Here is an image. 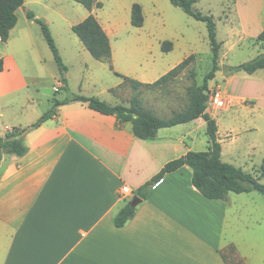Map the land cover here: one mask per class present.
I'll return each mask as SVG.
<instances>
[{
  "label": "crops",
  "instance_id": "0c3cea01",
  "mask_svg": "<svg viewBox=\"0 0 264 264\" xmlns=\"http://www.w3.org/2000/svg\"><path fill=\"white\" fill-rule=\"evenodd\" d=\"M100 1L102 7L88 9L75 0H25L17 10L18 21L10 38L7 42L0 38L4 61L0 71L1 136L14 126L34 123L54 100L67 95L63 75L56 73H61L59 67L43 76L32 73L26 63V50L44 44L42 40L47 44L40 25L28 12L50 27L68 69L67 86L74 64L65 51L71 56L83 55L79 64L87 71L94 62L72 30L90 14L109 36L112 64L120 73L152 83L179 63L162 57L176 48L173 43L171 51H162L168 36L148 31L154 40L131 48L121 47L117 41L123 31L138 30L137 41L142 42L148 15L156 27H164L166 7L159 0ZM135 3L142 6L145 16L140 27L131 22ZM222 5L226 22H237L239 27H227L218 39L220 51L224 46L233 50L247 37L256 43L264 27V0H222ZM141 52L149 56L142 60ZM125 58H133L136 65H123ZM122 81L108 89L113 102L100 98L111 104H128L119 95L122 89H117ZM63 91L66 94L56 97ZM230 97L235 110L256 102L248 94ZM208 111L218 124L222 159L226 156L225 162L234 165L244 160L247 165L250 152H244L234 139L225 146L217 113ZM172 112L161 115L155 111L159 116ZM26 143L29 150L25 155L3 154L0 162V264H231L232 244L238 256L235 264H264V222L256 218L255 191L230 192L227 200L207 198L193 185L188 165L160 178L125 226L114 224L120 208L165 164L189 151L209 148L207 123L202 117L161 128L155 138L143 140L135 135L132 123H120L116 115L74 101L61 105L57 114L31 130ZM124 185L132 189L131 195L121 194Z\"/></svg>",
  "mask_w": 264,
  "mask_h": 264
},
{
  "label": "trees",
  "instance_id": "16d2710c",
  "mask_svg": "<svg viewBox=\"0 0 264 264\" xmlns=\"http://www.w3.org/2000/svg\"><path fill=\"white\" fill-rule=\"evenodd\" d=\"M25 0H0V38L7 42L10 38L12 28L15 27L18 16L17 10L24 4ZM83 4L88 9L102 7L100 0H75ZM171 3L183 9L188 15L206 22L208 28V36L211 47L212 68L204 76L201 85L194 82L187 87L188 105L182 110L173 111L170 116H159L155 111L145 106L140 98V92L143 88L152 90L174 80L183 71L188 70L192 77L196 76L195 71L190 65L195 61V54H191L185 59L162 75L159 79L152 83L138 81L130 76L115 71L112 64V47L110 38L98 21L97 17L90 14L83 21L74 24L73 32L80 38L85 47L98 61L107 62L115 74L122 78V83L117 89H123V86L129 85L134 90V94L127 100L128 104L116 103L111 104L98 96H89L85 94L75 93L67 86V78L63 71L68 70L60 55L59 47L55 38L46 22L39 18H35L33 12H28L30 18H34L40 25L42 33L47 44L54 55V59L63 74L65 82V90L67 95L64 99L54 100V104L50 110L45 112L34 123L26 127L14 126L4 135H0V162L3 154L25 155L29 147L26 143V136L31 131L39 127L43 122L52 118L57 114L61 105L79 101L87 103L88 106L100 113L107 115H116L120 123H132L135 135L141 139L155 138L159 129L171 127L178 124L190 122L197 117H202L207 123V134L209 136V148L203 151H189L185 155L169 161L165 166L149 181L137 189L136 196L143 199L146 198L148 191L162 178L166 173L177 170L183 165H188L193 172V185L207 198L227 200L230 192L242 193L250 191H258L264 195V183L261 177L264 175V158L261 164L260 175L246 171L232 163L223 161L222 145L218 140V124L207 110V102L209 100V81L215 78L216 72L220 69L219 58L221 50V42L217 38L216 22L213 15L204 14L195 8V4L201 0H170ZM145 17L143 8L139 3H135L132 7L131 22L133 26L140 27L144 24ZM262 44L263 52L250 61L239 65L228 66L231 73L237 71H245L249 74L257 70L264 69V27L256 39ZM173 49L172 41H164L162 50L169 52ZM4 69L3 58H0V71ZM114 89V88H113ZM112 89V90H113ZM115 90V89H114ZM136 206L131 205V201L121 207L114 217V224L117 227H123L128 220L135 214ZM231 255V264H235L238 256L236 248L232 244L229 247ZM227 254L223 257L228 259ZM241 260H239L240 262Z\"/></svg>",
  "mask_w": 264,
  "mask_h": 264
},
{
  "label": "rangeland",
  "instance_id": "374dc122",
  "mask_svg": "<svg viewBox=\"0 0 264 264\" xmlns=\"http://www.w3.org/2000/svg\"><path fill=\"white\" fill-rule=\"evenodd\" d=\"M159 1L162 7H166L165 14L164 12L162 14L164 20H167L164 27H156L157 25L152 17L148 15L142 42L137 41L139 35L135 32L138 30H133L132 32L128 30L123 31L117 38V41L120 42L119 46L122 47V45H124L127 48L139 46L140 44L147 45L154 40V36L150 35L148 31H153L157 36H168V38L164 40L173 41L176 46L170 54L162 56L164 57V61L169 62L172 59V61L180 60V63L185 57L195 54V61L190 65L196 73L195 77H192L189 71L185 70L174 80L163 86L152 90L143 88L140 92V98L143 104L152 107L158 114L168 115L172 111L182 110L187 107L189 102L187 87L194 82L199 85L203 83L204 76L212 68V58H210L211 47L206 22L188 15L181 8L173 5L170 0ZM168 8L171 11L167 10ZM195 8L204 14L213 15L216 22L215 28L217 29L218 39L226 34L227 27L234 26L237 29L239 27L237 22H226V18L223 16V11H226V7L222 5V0H201L195 4ZM230 18L234 19L235 17L232 16ZM42 41L44 44H37V49L35 48L32 51L26 50L24 55H26V63L32 73L49 76L54 73L58 65L55 62L52 51L46 42L44 40ZM256 43L247 37L241 40L239 45L233 50H227L229 47L224 46L222 51H220V57H218L219 65H221V63L224 65L220 66V69L216 72V78L209 81V89L221 85L222 90L225 92V96H230V94L235 96L242 94L255 96V100L251 99L256 101L255 105L251 102H247L245 106L235 110L236 107L232 108L234 103L233 97H230L229 99L227 98L228 100L225 102L224 107L219 109L208 100L207 110L210 108L213 112L217 113L220 133L225 146L227 142L233 141L234 139L243 147L242 150H244V152H250L246 160L247 165L244 163V160H242L236 166H241L246 171L252 172L255 175H260V168L264 158V69L257 70L252 74L242 70L231 73L228 70V66L239 65L250 61L262 53V44L258 41ZM85 51L94 61H91L93 65L90 63L89 71H87L82 64H79V60L83 59V55H79L78 57L74 54L71 56L65 51V56L69 58L71 65L72 63L74 64L70 68V82L68 85L70 90L75 93L99 96L113 102V95L108 89L120 82L121 78L115 74L108 63L95 60L90 56L91 54L88 50ZM139 55L142 57V60L144 57L149 56L145 55L143 52L139 53ZM128 63H130L131 66L136 65L133 58H131L130 61L126 58L123 59V65H127ZM138 66L140 65L138 64ZM114 69L120 72L115 67ZM56 73L62 74V72ZM63 73L65 76L67 71L64 70ZM232 74L234 75L231 77ZM50 83L47 84L49 85ZM63 94H66L65 91L60 94L57 93L56 97H61ZM133 94L134 90L129 87V85L123 86L122 91L119 93L124 100L129 99ZM51 108L47 109L45 112ZM223 160L227 161L226 156L223 157ZM260 180L264 183V175ZM254 195L256 204L258 205V216L256 218H259L263 223L264 195L258 191H255ZM255 241L257 245L260 244L258 239Z\"/></svg>",
  "mask_w": 264,
  "mask_h": 264
},
{
  "label": "built area",
  "instance_id": "2783aa9c",
  "mask_svg": "<svg viewBox=\"0 0 264 264\" xmlns=\"http://www.w3.org/2000/svg\"><path fill=\"white\" fill-rule=\"evenodd\" d=\"M221 87V85L213 87L212 89H210L211 92L209 95V102H211L218 109L224 107L225 102L228 100ZM132 192V189L128 185H124L122 187L121 194L131 195Z\"/></svg>",
  "mask_w": 264,
  "mask_h": 264
},
{
  "label": "water",
  "instance_id": "95a60500",
  "mask_svg": "<svg viewBox=\"0 0 264 264\" xmlns=\"http://www.w3.org/2000/svg\"><path fill=\"white\" fill-rule=\"evenodd\" d=\"M66 75V74H65ZM142 201V198L139 196H135L132 200H131V205L132 206H137L140 202Z\"/></svg>",
  "mask_w": 264,
  "mask_h": 264
}]
</instances>
